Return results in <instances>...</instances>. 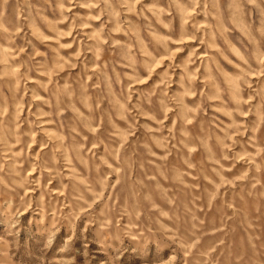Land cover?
<instances>
[{
    "label": "rangeland",
    "instance_id": "1",
    "mask_svg": "<svg viewBox=\"0 0 264 264\" xmlns=\"http://www.w3.org/2000/svg\"><path fill=\"white\" fill-rule=\"evenodd\" d=\"M0 264H264V0H0Z\"/></svg>",
    "mask_w": 264,
    "mask_h": 264
}]
</instances>
